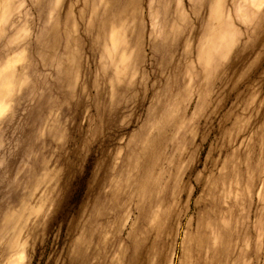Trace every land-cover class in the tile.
<instances>
[{
    "label": "rangeland",
    "instance_id": "1",
    "mask_svg": "<svg viewBox=\"0 0 264 264\" xmlns=\"http://www.w3.org/2000/svg\"><path fill=\"white\" fill-rule=\"evenodd\" d=\"M0 264H264V0H0Z\"/></svg>",
    "mask_w": 264,
    "mask_h": 264
}]
</instances>
